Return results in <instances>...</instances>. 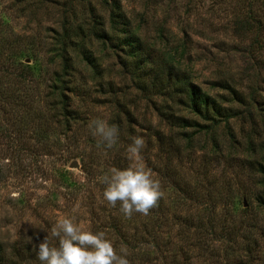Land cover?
Segmentation results:
<instances>
[{"label":"rangeland","instance_id":"obj_1","mask_svg":"<svg viewBox=\"0 0 264 264\" xmlns=\"http://www.w3.org/2000/svg\"><path fill=\"white\" fill-rule=\"evenodd\" d=\"M115 5L127 25L111 24ZM65 20L69 120L51 88ZM191 85L220 114L194 112ZM96 119L119 128L113 147ZM136 136L165 195L129 218L101 179L128 167ZM262 167L264 0H0V264H40L60 217L106 232L130 264H264Z\"/></svg>","mask_w":264,"mask_h":264},{"label":"clouds","instance_id":"obj_2","mask_svg":"<svg viewBox=\"0 0 264 264\" xmlns=\"http://www.w3.org/2000/svg\"><path fill=\"white\" fill-rule=\"evenodd\" d=\"M89 127L108 148L119 138V128L105 119H96ZM132 140L127 149L128 167H113L101 179L106 185L104 200L112 207L119 203L121 212L129 218L134 212L147 216L165 195L160 180L142 162L143 137ZM128 255L126 247L117 250L106 232L93 231L72 217H60L39 244L37 258L40 264H130Z\"/></svg>","mask_w":264,"mask_h":264},{"label":"trees","instance_id":"obj_3","mask_svg":"<svg viewBox=\"0 0 264 264\" xmlns=\"http://www.w3.org/2000/svg\"><path fill=\"white\" fill-rule=\"evenodd\" d=\"M111 24L113 27H117L120 24L127 25V23L123 20L124 18L120 14V6L115 5V9L111 13ZM122 19V20H121ZM126 19V18H125ZM62 27H64V32L61 36V38L58 40L59 44V50H58V56L62 60V71L56 75L55 80L51 86L52 91L54 93H58L60 95L61 100V105H62V113L63 115L69 120V119H75L76 117V112L70 108V103H69V97L68 94H66V90L68 87H70L71 79H72V70H73V60L69 56L68 52V45L69 43H72L73 45V40L70 37V30L69 25L67 20H65L62 23ZM95 34H98V30H95L93 28L92 30ZM128 32V31H127ZM96 36H101V34L96 35ZM78 49L82 52V57L83 59L88 62L89 64L95 66V59L93 55L87 50L85 42H78L77 45ZM28 67V66H27ZM26 70V68H23V72ZM24 76V74H20L19 77ZM57 91V92H56ZM188 100L189 103L191 104V108L194 112L196 113H202L203 109L210 111L212 110H217V113L220 114V108L216 106V103H211L210 99L207 95H203L200 90L198 89L197 86L191 85L190 87V92L188 94ZM208 113V112H207ZM181 126L186 127L190 126L191 123L188 122V118L185 116H181L177 118ZM262 171L264 172V167H262Z\"/></svg>","mask_w":264,"mask_h":264},{"label":"water","instance_id":"obj_4","mask_svg":"<svg viewBox=\"0 0 264 264\" xmlns=\"http://www.w3.org/2000/svg\"><path fill=\"white\" fill-rule=\"evenodd\" d=\"M72 165H73V166H77V165H78L77 161H74V162L72 163Z\"/></svg>","mask_w":264,"mask_h":264}]
</instances>
